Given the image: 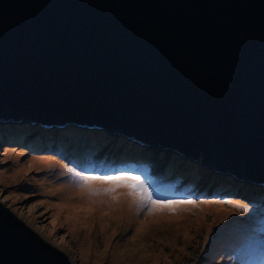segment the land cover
<instances>
[{"label":"water","instance_id":"water-1","mask_svg":"<svg viewBox=\"0 0 264 264\" xmlns=\"http://www.w3.org/2000/svg\"><path fill=\"white\" fill-rule=\"evenodd\" d=\"M19 116L42 123L0 146L42 130L82 168L162 158L166 184L264 198V0H0V119ZM0 264L74 262L0 200Z\"/></svg>","mask_w":264,"mask_h":264},{"label":"rangeland","instance_id":"rangeland-1","mask_svg":"<svg viewBox=\"0 0 264 264\" xmlns=\"http://www.w3.org/2000/svg\"><path fill=\"white\" fill-rule=\"evenodd\" d=\"M16 153H20L18 166L13 160ZM38 157L53 163L42 160L41 165H35L29 161ZM157 162L162 163V158ZM153 167L116 166L92 171L91 167L82 168L62 153L2 145L0 200L28 226L35 227L40 236L69 252L74 264H151L154 258L156 264H243L240 257L249 249L253 252L249 262L256 260L257 244L264 242V202L255 203L254 197L250 201L244 194L232 191L182 185L180 188L164 182L154 186L162 175L156 177ZM85 175L139 176L154 200H193L197 204L219 201L226 208L220 212L213 207H193L189 211L178 208L167 218L159 219L158 210L149 214L145 205L140 206L135 218L127 219L126 225L123 218L106 231L95 221L87 228L85 224L74 228L56 208L60 193L51 192L47 182L77 185ZM179 192L184 196H177ZM229 200H237L239 204L229 205L226 203ZM140 222L148 226L142 237H134L140 233Z\"/></svg>","mask_w":264,"mask_h":264},{"label":"bare ground","instance_id":"bare-ground-1","mask_svg":"<svg viewBox=\"0 0 264 264\" xmlns=\"http://www.w3.org/2000/svg\"><path fill=\"white\" fill-rule=\"evenodd\" d=\"M20 153H16L13 155L14 164L17 166L20 164ZM39 158V157H38ZM41 158V159H40ZM39 159H30L35 165H41L43 163H53L52 161L47 160L48 158L40 157ZM30 162V163H32ZM44 163V164H45ZM157 168L162 167L161 162H156L155 164ZM92 171H98L106 169L105 167H91ZM155 172L157 169L154 167ZM163 181V178L161 179ZM72 182V181H70ZM48 186L51 188V192L58 191L59 194V202L56 204V208L59 212H63L65 214V218L68 219L69 223L74 227L82 226L85 224L86 226L90 225L91 222L95 221L100 224V228L106 231L109 227H113V224L116 223V220L121 221L124 218L123 224L126 225L127 219L135 218L140 205H137L132 198L129 197L128 192L129 189L124 187L123 185L126 183H131L129 181H116V191L112 195L105 194L103 191H100L98 194H92L87 189L82 188L81 184L71 185L69 183H61L57 184L58 181L55 182H47ZM113 185L109 184H101L99 181H93L92 187L96 189H104ZM117 197L114 199L113 197ZM234 202H238L237 200ZM239 204V202H238ZM200 209L213 207L216 208L219 212L223 211L224 203L221 204H198ZM233 205H237V203H233ZM195 205L189 204H181L176 206L175 209H185L184 211L193 210ZM157 216L158 218H167L169 213L173 210L172 208L164 207L157 208ZM169 219H171L169 217ZM263 220V219H261ZM73 222V223H72ZM148 225L144 222L138 223V227L140 233L134 235V237H142L144 230H146ZM234 246V243L231 244ZM157 258H154L151 264H156ZM264 264V256L262 257L261 263Z\"/></svg>","mask_w":264,"mask_h":264},{"label":"snow or ice","instance_id":"snow-or-ice-1","mask_svg":"<svg viewBox=\"0 0 264 264\" xmlns=\"http://www.w3.org/2000/svg\"><path fill=\"white\" fill-rule=\"evenodd\" d=\"M81 186L84 189H87L92 194H98L100 191H103L105 194L112 195L116 191L115 182L116 181H129L131 183H126L123 186L127 187L129 189L128 195L130 198L134 200V202L137 205L140 206H147L149 214H152L158 207L159 208H172L175 210L176 206L181 204H189V205H195L199 207L196 201L193 200H187V201H175V202H161L158 200H154L152 198L151 193L149 192L147 186L145 185L144 181L139 176H131V175H121V176H115V177H100V176H81ZM93 181H99L101 184H109L113 185L107 188H104L102 190L96 189L92 187ZM114 199H117V197H113ZM215 203H220L219 201H216ZM229 205H232L233 202L231 200L227 201ZM242 209H246V205H239Z\"/></svg>","mask_w":264,"mask_h":264},{"label":"clouds","instance_id":"clouds-1","mask_svg":"<svg viewBox=\"0 0 264 264\" xmlns=\"http://www.w3.org/2000/svg\"><path fill=\"white\" fill-rule=\"evenodd\" d=\"M156 164V163H155ZM155 166V168H157V166L156 165H154ZM153 171H154V173H156L155 172V169H154V167H153ZM143 177L145 176V174H143L142 175ZM159 179H162V177H160ZM164 181H157V182H155L154 184V186H157L158 184H160V183H163ZM180 188H181V185H180ZM212 192V191H211ZM213 193V195H214V192H212ZM234 193H239V195H242V194H244L245 196H247V197H249V199H250V201H253V200H251L252 198H251V196L252 197H254V200H255V203H258V202H264V198L263 197H259V196H255V195H252V194H248V193H240V192H234ZM178 195H182V196H184L182 193H178L177 194V196Z\"/></svg>","mask_w":264,"mask_h":264},{"label":"trees","instance_id":"trees-1","mask_svg":"<svg viewBox=\"0 0 264 264\" xmlns=\"http://www.w3.org/2000/svg\"><path fill=\"white\" fill-rule=\"evenodd\" d=\"M28 125V124H27ZM12 130V129H11ZM21 130H23V128H21L20 126L19 127H17V128H14L13 129V132H16V133H21V136H22V134H24V132L23 131H21ZM69 131V130H68ZM69 132H71V131H69ZM15 133V134H16ZM65 133V135L67 134V135H71V133H67V132H64ZM37 140H38V138H37ZM38 142V141H37ZM37 143L36 142H34V141H32V145H36ZM178 180H180L179 178H174V179H172V182L174 183V181H175V184H176V182L178 181ZM230 186H232L233 187V185H230Z\"/></svg>","mask_w":264,"mask_h":264}]
</instances>
